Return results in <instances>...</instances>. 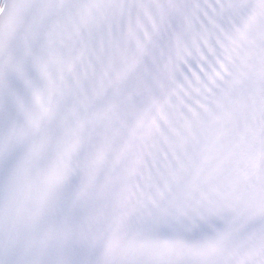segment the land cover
<instances>
[{
    "label": "snow or ice",
    "instance_id": "1",
    "mask_svg": "<svg viewBox=\"0 0 264 264\" xmlns=\"http://www.w3.org/2000/svg\"><path fill=\"white\" fill-rule=\"evenodd\" d=\"M0 264H264V0H0Z\"/></svg>",
    "mask_w": 264,
    "mask_h": 264
}]
</instances>
